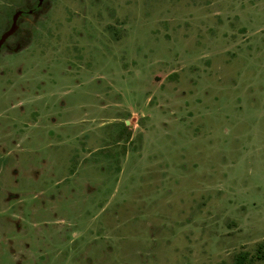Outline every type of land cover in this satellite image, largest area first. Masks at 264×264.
Wrapping results in <instances>:
<instances>
[{
	"label": "rangeland",
	"instance_id": "rangeland-1",
	"mask_svg": "<svg viewBox=\"0 0 264 264\" xmlns=\"http://www.w3.org/2000/svg\"><path fill=\"white\" fill-rule=\"evenodd\" d=\"M264 0H0V264H264Z\"/></svg>",
	"mask_w": 264,
	"mask_h": 264
},
{
	"label": "trees",
	"instance_id": "trees-1",
	"mask_svg": "<svg viewBox=\"0 0 264 264\" xmlns=\"http://www.w3.org/2000/svg\"><path fill=\"white\" fill-rule=\"evenodd\" d=\"M260 256H261V258L264 259V244H263V249L261 250Z\"/></svg>",
	"mask_w": 264,
	"mask_h": 264
}]
</instances>
